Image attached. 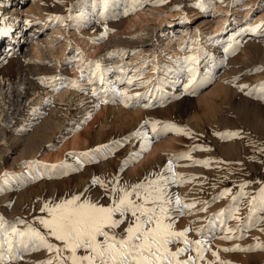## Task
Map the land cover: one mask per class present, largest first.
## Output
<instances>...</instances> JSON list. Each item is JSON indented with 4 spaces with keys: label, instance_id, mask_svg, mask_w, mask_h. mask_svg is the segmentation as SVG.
<instances>
[{
    "label": "rangeland",
    "instance_id": "obj_1",
    "mask_svg": "<svg viewBox=\"0 0 264 264\" xmlns=\"http://www.w3.org/2000/svg\"><path fill=\"white\" fill-rule=\"evenodd\" d=\"M15 2L21 11L22 31H13L12 45L5 50L1 48L0 70L12 61L7 76L17 81L16 60L22 57V61L34 66L33 73L30 68L28 71L24 68L26 77L32 81L26 88L31 94L34 88L45 96V103L59 105L63 116L67 114V103L54 100L51 92L46 94L50 83L41 80L40 74L57 75L65 85L75 81L85 90L61 89L74 94L86 92L88 97L81 99L78 108L85 107L84 113L77 115L74 133L70 131L61 141L77 136L78 147L66 148L59 161L42 157L23 161L18 169L7 168L0 175L9 173L13 177L0 185V217L20 230L32 225L46 232L38 223L40 217L47 215L41 212L44 203H58L73 196L55 195L56 198L55 183L68 182L71 191L82 185V198L107 205L110 199L103 188L92 184L94 178L108 182L118 177L121 183L136 184L160 174L171 160L174 172L185 182L172 185L170 193L179 195L188 204L195 203V208L179 217L176 228H191L189 238L193 240L210 238L211 251L205 254L201 264H217L212 252H217L224 264H264V212L258 208L249 219L251 199L264 188V92L259 89L264 84V71H260L264 69V0H166L164 3L144 0L141 10L128 16L119 15L124 9L123 0H110L107 8L103 0H0L2 39L9 33V10ZM36 6L40 11L43 9L41 16L22 12ZM70 16L75 19H69ZM235 16L242 19L240 30L230 33ZM54 17L64 18V24ZM251 18L256 20L247 26L245 20ZM35 29L37 33L26 42V36ZM16 34L19 39L15 38ZM119 46L146 50L152 57L156 55L157 60L153 67L148 66L151 62L144 61V69L133 76L125 66L105 71L106 85L94 81V85L85 88L78 82V75L90 68L100 53ZM26 47L37 48L39 56L31 54L26 59L23 56ZM191 56L199 58L200 83L194 93L184 90L188 83L185 61ZM163 61L167 66L164 69L159 66ZM35 65L38 72H34ZM1 74L6 76L4 71ZM217 87L225 88L227 94L214 92L211 106L205 105V97ZM93 89L99 96L92 95ZM119 93L132 97L127 100L128 106ZM33 97L30 95V99ZM101 98L107 102L102 103ZM73 108L75 114L77 107ZM146 121L174 124L186 129L187 134L169 131L125 168V160L139 151L141 144L132 138L133 134ZM227 133L236 135L226 137ZM170 139H174L172 147L153 153L156 144ZM49 147L51 153L61 149L59 145ZM194 161L210 163L205 167ZM241 190L248 195L240 198ZM234 197L238 199L234 201ZM234 207L239 208L238 219H232L227 211ZM221 212L224 216H220ZM227 228L235 231L228 233ZM198 229L203 230V237ZM118 231H123V226ZM225 235L231 238L226 240ZM51 242L59 244L54 239ZM181 246L173 245L172 250ZM21 255L22 259L15 264H44L50 259V254L43 250Z\"/></svg>",
    "mask_w": 264,
    "mask_h": 264
},
{
    "label": "snow or ice",
    "instance_id": "obj_2",
    "mask_svg": "<svg viewBox=\"0 0 264 264\" xmlns=\"http://www.w3.org/2000/svg\"><path fill=\"white\" fill-rule=\"evenodd\" d=\"M143 2L144 0H123L124 9L119 15L135 14L141 10ZM164 2L166 0H158V3ZM109 3L110 0H103L105 8ZM53 19L64 24L62 17ZM69 19H75V17L70 16ZM225 51H228V48ZM185 64L184 70L187 73L188 83L184 85V90L194 93L200 83L197 79L199 58L188 57ZM105 71H112V69H102L101 65L96 63L94 68L82 71L81 78L106 85L108 82L105 80ZM127 82L132 83L131 80ZM48 86L56 92L62 87L85 90L75 81H70L67 85L63 83L57 85L54 82ZM259 89L264 92V84L260 85ZM157 90L158 88L153 91ZM241 90L243 91V88ZM92 95L99 96V93L93 89ZM119 95L125 97V103L128 106L127 100H131L132 97H128L126 93H119ZM101 102L107 101L101 98ZM169 131L187 134L186 129L178 128L174 124L146 121L132 137L141 142L139 151L133 152L131 157L125 160L124 167L138 160L143 153L150 150L154 142L163 138ZM233 135L236 134L227 133L226 137ZM194 163H202L207 167L210 162L194 161ZM12 178L11 174L5 173L0 176V185L7 184ZM184 182V178L174 172L170 160L167 168L160 174L146 177L143 182L136 184L121 183L118 177L108 182L98 177L94 178L92 184L103 188L105 195L110 199L107 205L82 198L80 195H73L70 199L61 200L58 203L45 202L41 212L47 215L46 218L40 217L38 223L46 232L32 225L25 230H20L16 225L9 224L0 217V264H15L22 259L23 252L40 250L50 254V259L44 264H201L205 260V254L211 251L210 238L193 240L189 238L191 228L183 230L176 228L179 217H182L186 210L195 208V203L188 204L179 195L169 191L172 185ZM247 195L241 190L240 198ZM233 199L235 201L238 198ZM251 205L249 219L258 208L264 212V188L258 195L252 197ZM227 211L232 219H238L236 215L239 212L238 207ZM220 216H224V212H221ZM122 226L123 231H118ZM226 230L228 233L235 231L231 228ZM197 232L204 236L203 230L198 229ZM223 238L227 240L231 236L225 235ZM53 239L59 244L51 242ZM173 245L182 246L173 251ZM234 250L241 249H224V251ZM193 252H195L194 256L191 255ZM212 255L217 257V264H224L219 260L217 252H212Z\"/></svg>",
    "mask_w": 264,
    "mask_h": 264
},
{
    "label": "bare ground",
    "instance_id": "obj_3",
    "mask_svg": "<svg viewBox=\"0 0 264 264\" xmlns=\"http://www.w3.org/2000/svg\"><path fill=\"white\" fill-rule=\"evenodd\" d=\"M18 6L19 3L15 2L14 4H12V7H10L9 19L7 18L9 33L6 36H4L3 39L0 37V52H1V48L5 50L8 46L12 45L13 41L11 40V34H13V31L16 32L18 29L20 32L22 31L20 30L21 28L19 25L20 24L19 20L21 17L19 12L21 11ZM36 7H30L29 10L22 12L24 13V15H31L36 17L41 16L40 14L43 9L40 11L39 9L40 7L39 8L37 7L39 9L38 11L36 10L37 9ZM255 20L256 18H251L249 20L247 19L245 20V23L247 24V26H251V24ZM241 22L242 19L240 17L235 16L230 33H233L234 31L238 32L240 30ZM35 32L37 33L36 29L26 36L25 38L26 42L30 41L29 40L30 37L34 36ZM184 33L185 30L182 29V34L180 35L181 38L185 36ZM14 36L17 39L20 38L17 34ZM23 36L24 33L22 34V37ZM206 39L208 40L209 38ZM168 43L170 46L172 41L170 40L168 41ZM28 48L26 47L23 51V56L26 59H29L28 57L31 54H33L34 56H39V51L37 48L35 50L34 48L32 49L30 48L28 49ZM10 49L11 48H8V50ZM100 54L101 56L97 58V60L90 65V68H94V65L96 63L101 64L102 69L105 70L107 69L114 70V68H117L118 66L119 67L125 66V68H130L129 73H131L132 76L144 69L145 66V64H143L144 61H146L148 64L151 62V64H149L148 66L153 67L157 60L156 55H153L152 57V54H150V52H147L146 50L137 49V48L128 49L122 46H119L117 48L107 49L105 52L103 51V53ZM142 57H144V59L141 60L140 58ZM21 58H18L17 60L15 59L16 64L18 63L17 71L19 78L17 81L14 82L11 76L10 77L7 76L9 75L8 71L13 64L12 61L7 62L3 70H0V175L3 172H5L7 168L10 170L18 169L19 168L18 165L23 161H35L40 157L48 161L49 160L59 161L62 159L63 153L66 148L73 149L78 147L77 136H72L69 140L65 141L64 143H62L61 141L70 131L74 133L76 127L75 122L78 121L77 115H82L84 113L85 107L80 109L78 108L79 106L81 107L82 105L81 99L84 97H88L86 92H83L82 94H74L73 92H69L67 90H62V89L56 92L53 91L51 88L50 90L46 91V94H49L51 92L52 95L54 96V100H56L57 102L67 103L68 106L67 108L65 107L66 108L65 113H67L66 114L67 116L66 115L63 116L61 108L58 107L59 105L57 106V105L45 103L44 101L45 96L37 92L34 88H31L32 91L31 94L30 90L26 88L27 84L32 85V81L29 80L30 78L26 77L24 68L26 69L30 68L31 70L30 72H32L33 71L32 68L34 66L31 65L29 66V64H27L25 61H22ZM23 62H25L26 64ZM36 66L38 65H35L34 72H38L36 71L37 68ZM159 66H161L163 69L167 67L164 61L161 62ZM1 71L2 73L3 71L6 72V76L2 75ZM39 77L41 80H48L50 84L55 82L57 83V85H59L64 81L62 78H58L57 75L54 76L50 75L48 77H45L43 76V74H40ZM53 78H55V80ZM111 80L114 81L115 78L112 77ZM78 82L82 84L85 88H89L95 84L94 80L89 81L86 78L82 79L81 74L78 75ZM28 90L30 92V95L34 96L31 99ZM214 92L218 94L220 93L227 94V90L225 88L217 87L214 91L209 92V94L205 97L204 99L206 103L205 105L211 106V100H212L211 94H213ZM201 102L204 103V101L202 100ZM74 106L77 107L78 109V110L75 109V114H73L72 112ZM65 116L69 117V119H67ZM50 145L53 146L59 145L61 149L59 151H56L55 153H51L52 151L51 148L49 147ZM173 145H174V139L167 140L164 143L162 142L156 144L153 147V151H154L153 153L161 152L160 149L165 150L169 147H172ZM226 147L228 148V146ZM225 155H229V154L226 153ZM127 171H130V169ZM81 178L82 177H79L78 179L80 180ZM67 183L65 185L55 183V185L57 186V190L54 192V196L81 195V191H82L81 188L83 187L82 185H81L82 187L80 186L76 188L75 191H71L70 189H72V187H69ZM96 189L97 187L95 188V191H97ZM92 191H94V188L92 189ZM97 196L100 195L97 194ZM101 198L102 197H100V199ZM59 199L62 198L59 197Z\"/></svg>",
    "mask_w": 264,
    "mask_h": 264
}]
</instances>
